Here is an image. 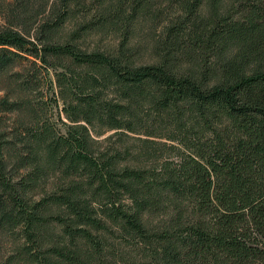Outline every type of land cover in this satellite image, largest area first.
I'll return each mask as SVG.
<instances>
[{
  "label": "trees",
  "instance_id": "1",
  "mask_svg": "<svg viewBox=\"0 0 264 264\" xmlns=\"http://www.w3.org/2000/svg\"><path fill=\"white\" fill-rule=\"evenodd\" d=\"M0 18V227L25 264H98L110 223L145 264H264V0H0Z\"/></svg>",
  "mask_w": 264,
  "mask_h": 264
},
{
  "label": "rangeland",
  "instance_id": "2",
  "mask_svg": "<svg viewBox=\"0 0 264 264\" xmlns=\"http://www.w3.org/2000/svg\"><path fill=\"white\" fill-rule=\"evenodd\" d=\"M165 7V6H164ZM2 19L0 18V23ZM158 28L154 29L151 27L149 20L142 19L137 22L135 29V38L139 41V53L137 58H140L142 61H151L153 60V55L149 51V43L151 37L158 33ZM116 37L111 33H90L87 34L84 38V44L89 47L98 43L99 45H111L115 42ZM133 41H135L133 39ZM48 79L44 80L42 86V95L41 98L44 101L48 102L46 105V115L54 121L55 126L59 130H63V124L60 121V118L65 120L64 113L61 111V100H58V103L53 99V91L55 90V84L53 82L52 70L50 69L48 73ZM52 82V86L49 82ZM112 130L104 132L96 138H101L104 135L110 133ZM110 232L106 233V239L104 242V247L100 255L101 262L98 264H145L146 255L139 249L134 248V239L133 238H122L119 236L118 230L113 224L110 223ZM21 230L19 226L14 227L13 229H8L0 227V264H4L8 255L12 254L10 264H25L22 261L23 255L18 253L19 245L22 241Z\"/></svg>",
  "mask_w": 264,
  "mask_h": 264
}]
</instances>
